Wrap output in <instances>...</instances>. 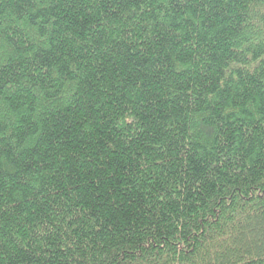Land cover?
I'll list each match as a JSON object with an SVG mask.
<instances>
[{
  "label": "trees",
  "instance_id": "1",
  "mask_svg": "<svg viewBox=\"0 0 264 264\" xmlns=\"http://www.w3.org/2000/svg\"><path fill=\"white\" fill-rule=\"evenodd\" d=\"M0 264H264V0H0Z\"/></svg>",
  "mask_w": 264,
  "mask_h": 264
}]
</instances>
